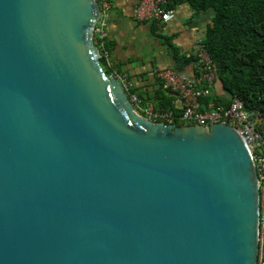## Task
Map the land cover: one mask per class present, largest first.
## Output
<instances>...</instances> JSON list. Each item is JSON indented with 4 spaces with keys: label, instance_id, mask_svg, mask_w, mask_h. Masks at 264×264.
Wrapping results in <instances>:
<instances>
[{
    "label": "water",
    "instance_id": "95a60500",
    "mask_svg": "<svg viewBox=\"0 0 264 264\" xmlns=\"http://www.w3.org/2000/svg\"><path fill=\"white\" fill-rule=\"evenodd\" d=\"M98 0H0V264H257L251 147L153 123L109 79Z\"/></svg>",
    "mask_w": 264,
    "mask_h": 264
},
{
    "label": "built area",
    "instance_id": "2783aa9c",
    "mask_svg": "<svg viewBox=\"0 0 264 264\" xmlns=\"http://www.w3.org/2000/svg\"><path fill=\"white\" fill-rule=\"evenodd\" d=\"M115 1L98 0L101 16L92 34L100 61L105 63L102 68L108 74L109 79H115L123 86L134 107V112L139 117L153 123L172 124L173 112L155 113L152 107L146 106L139 96L132 93L133 85L129 78L117 71L112 63L106 27L108 25V13ZM167 5L168 0H137L133 12L134 19L140 24L159 26L170 24L175 19V14L168 10ZM195 57V67L200 75L199 79H192L172 69L158 70L156 77L162 82L163 89L179 102L180 116L178 121L180 123L203 128L215 124L228 125L236 129L251 147L260 191V235L257 264H264V136L259 130L261 114L258 112L249 113L238 98L232 99L229 108L207 104L205 100L210 97L216 79L211 60L201 42L198 44Z\"/></svg>",
    "mask_w": 264,
    "mask_h": 264
},
{
    "label": "trees",
    "instance_id": "16d2710c",
    "mask_svg": "<svg viewBox=\"0 0 264 264\" xmlns=\"http://www.w3.org/2000/svg\"><path fill=\"white\" fill-rule=\"evenodd\" d=\"M179 3L189 4L196 15L207 11L213 13L212 25L206 30L201 44L211 60L215 82L221 83L226 97L207 98L206 103L229 108L232 99L238 98L249 113L261 114L259 130L264 136V0H168V10L173 11ZM156 32L157 28L154 34ZM167 42L177 64V73H183L192 62L196 64V57L179 56L170 41ZM100 63L104 67L102 60ZM199 78L197 73L196 80ZM158 81L154 112L172 111L171 123L176 127L185 126L178 121L180 112L173 109L175 98Z\"/></svg>",
    "mask_w": 264,
    "mask_h": 264
},
{
    "label": "crops",
    "instance_id": "0c3cea01",
    "mask_svg": "<svg viewBox=\"0 0 264 264\" xmlns=\"http://www.w3.org/2000/svg\"><path fill=\"white\" fill-rule=\"evenodd\" d=\"M137 0H116L108 13L106 27L107 41L111 50V60L117 71L131 81L132 93L141 97L148 107L156 106L155 92L159 89L156 77L158 70L176 69L173 52L184 58L196 55L198 44L203 40L206 30L212 25L213 13L207 11L194 14L187 3H179L173 9L175 19L167 25L140 24L133 12ZM157 32L154 34V29ZM192 62L183 74L196 79L197 69ZM225 98L220 82H215L209 99ZM210 105H213L209 102ZM173 109L179 111L180 104L175 99Z\"/></svg>",
    "mask_w": 264,
    "mask_h": 264
}]
</instances>
